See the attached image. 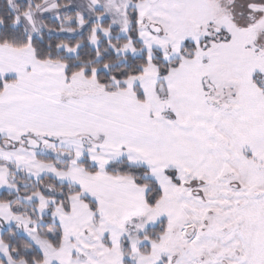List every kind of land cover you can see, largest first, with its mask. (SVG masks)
Instances as JSON below:
<instances>
[{
    "label": "snow or ice",
    "instance_id": "6c2138e0",
    "mask_svg": "<svg viewBox=\"0 0 264 264\" xmlns=\"http://www.w3.org/2000/svg\"><path fill=\"white\" fill-rule=\"evenodd\" d=\"M0 264H264V0H0Z\"/></svg>",
    "mask_w": 264,
    "mask_h": 264
}]
</instances>
